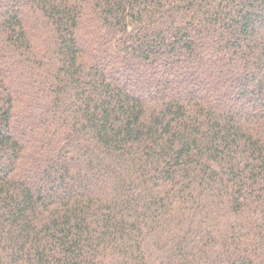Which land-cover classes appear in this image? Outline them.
I'll return each mask as SVG.
<instances>
[{
	"label": "trees",
	"instance_id": "trees-1",
	"mask_svg": "<svg viewBox=\"0 0 264 264\" xmlns=\"http://www.w3.org/2000/svg\"><path fill=\"white\" fill-rule=\"evenodd\" d=\"M0 264H264V0H0Z\"/></svg>",
	"mask_w": 264,
	"mask_h": 264
}]
</instances>
